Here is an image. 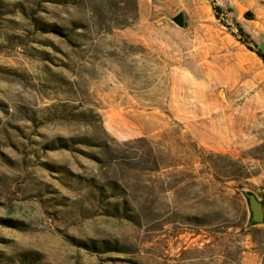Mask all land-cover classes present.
Wrapping results in <instances>:
<instances>
[{
	"label": "rangeland",
	"instance_id": "1",
	"mask_svg": "<svg viewBox=\"0 0 264 264\" xmlns=\"http://www.w3.org/2000/svg\"><path fill=\"white\" fill-rule=\"evenodd\" d=\"M256 50L264 0H0V264H264Z\"/></svg>",
	"mask_w": 264,
	"mask_h": 264
},
{
	"label": "water",
	"instance_id": "2",
	"mask_svg": "<svg viewBox=\"0 0 264 264\" xmlns=\"http://www.w3.org/2000/svg\"><path fill=\"white\" fill-rule=\"evenodd\" d=\"M173 22L178 26L182 27L184 23L183 14H178L173 18ZM246 203L249 209V225L261 224L264 221V210L263 204L258 200L252 193L244 192L243 193Z\"/></svg>",
	"mask_w": 264,
	"mask_h": 264
},
{
	"label": "crops",
	"instance_id": "3",
	"mask_svg": "<svg viewBox=\"0 0 264 264\" xmlns=\"http://www.w3.org/2000/svg\"><path fill=\"white\" fill-rule=\"evenodd\" d=\"M226 107H227V106L221 107L220 110H219L220 117H223V118H224V119H223L224 122H223V124H222V123H221V124L217 123V126H218L219 131L222 132V133H224V132L222 131V127L224 126L225 118H226L227 115H228L227 112H226L225 114L223 113V110H224V108H226ZM229 107L232 109V111H233V113H234V116H233V117H235V118H234V120H233V126H234V128H235L236 125H235L234 123H236L235 121L237 120V118H238L239 115H240L241 108H239L237 105H234V104L229 105ZM209 133H210V135H211L212 138H214L215 136L218 135V133H216V131H214V130L209 131ZM228 133H229V132H228ZM228 133H226V134H228Z\"/></svg>",
	"mask_w": 264,
	"mask_h": 264
},
{
	"label": "trees",
	"instance_id": "4",
	"mask_svg": "<svg viewBox=\"0 0 264 264\" xmlns=\"http://www.w3.org/2000/svg\"><path fill=\"white\" fill-rule=\"evenodd\" d=\"M242 32V31H240ZM247 37V35H245ZM248 38V37H247ZM248 43V42H247ZM254 53L256 54V56L262 61L263 65H264V54L261 53L259 50L254 51ZM264 208V205H263Z\"/></svg>",
	"mask_w": 264,
	"mask_h": 264
}]
</instances>
